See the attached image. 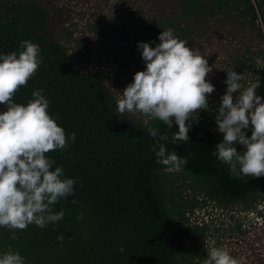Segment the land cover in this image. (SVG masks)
<instances>
[{
  "label": "trees",
  "instance_id": "trees-1",
  "mask_svg": "<svg viewBox=\"0 0 264 264\" xmlns=\"http://www.w3.org/2000/svg\"><path fill=\"white\" fill-rule=\"evenodd\" d=\"M144 1L129 0L131 24L142 41L154 47L158 33L171 28L207 58L209 73L221 77L224 91L229 68L242 74L243 86L256 78L264 86V0ZM45 2L0 0V53L20 51L24 40L39 45L41 63L12 99L27 103L33 91L43 89L48 112L57 117L66 136L75 133L74 141L46 155L55 161L53 169L62 166L64 175L76 183L71 195L52 205L54 212L63 209L61 220L43 228L35 223L24 229L0 227V252L17 251L25 264H194L201 248L197 231L190 239L198 250L188 252L183 263L178 259L185 255L186 242L168 212L164 170L170 165L157 162L152 151L157 138L149 135L145 119L117 111L118 99L99 71L86 72L75 65L62 39L70 32L57 27L51 2ZM257 95L264 99V94ZM190 120L189 139L175 143L174 121L169 129L159 119L150 121L168 135V141H161L167 149L186 159L182 173L212 199L233 203L264 197V175L233 176L213 154L223 133L198 117ZM235 147L245 150L240 144ZM260 212L263 222L264 209ZM61 233L63 243L57 240ZM256 264H264L262 254Z\"/></svg>",
  "mask_w": 264,
  "mask_h": 264
},
{
  "label": "clouds",
  "instance_id": "clouds-1",
  "mask_svg": "<svg viewBox=\"0 0 264 264\" xmlns=\"http://www.w3.org/2000/svg\"><path fill=\"white\" fill-rule=\"evenodd\" d=\"M158 40L154 47L149 42H137L144 68L136 71L120 92L116 107L121 114H142L149 135L157 138L152 148L157 162L179 168L186 159L167 149L161 141H168V135L150 121L159 119L168 129L174 121L178 130L172 133L171 141L186 142L192 126L191 114L209 108L207 94L215 86L206 75L212 66L198 48H190L188 41L174 35L171 28L161 30ZM41 60L39 45L30 40L22 41L18 52L0 53V104L5 105V110L0 111V227L13 230L24 229L31 223L43 228L49 222L61 220L63 209L54 212L52 205L71 195L76 183L64 175L62 166L53 169L55 161L46 155L74 141L75 133L66 136L64 128L56 122L57 117L48 112L49 100L43 89L33 91V99L27 103L12 99L18 87L25 85L35 73ZM225 72L226 90L215 110L217 131L223 133V139L215 145L213 154L237 178L262 176L264 99L255 91L260 80L256 78L244 87L241 73L232 68ZM233 93H236L235 102ZM250 125L248 136L246 130ZM236 144L243 145L245 150L238 152ZM57 240L63 243L62 233ZM0 264H25V257L17 251L0 252ZM203 264L240 262L226 247L213 246L207 249Z\"/></svg>",
  "mask_w": 264,
  "mask_h": 264
},
{
  "label": "rangeland",
  "instance_id": "rangeland-1",
  "mask_svg": "<svg viewBox=\"0 0 264 264\" xmlns=\"http://www.w3.org/2000/svg\"><path fill=\"white\" fill-rule=\"evenodd\" d=\"M49 1L57 27H65L70 32L62 39L75 65L86 72L99 71L119 100L120 92L132 81L133 74L144 68L137 48V42L142 40L131 24L129 0H46ZM128 49L132 51L130 55L126 53ZM217 77L213 73L206 75L215 86L207 94L209 108L197 109L196 114H191L205 124L212 123L214 129H217L215 110L224 93L219 85L221 77ZM255 91L264 94V86L260 84ZM134 114L145 119L140 113ZM164 171L170 219L186 242L185 255L178 257L180 262L187 259L188 252L194 253L199 248L190 239V233L195 231L201 248L193 258L194 264H203L207 249L213 246L226 247L240 264H256L258 255L264 256V221L260 216L264 197L256 195L245 202L219 201L207 196L192 177L184 175L181 166H170Z\"/></svg>",
  "mask_w": 264,
  "mask_h": 264
}]
</instances>
